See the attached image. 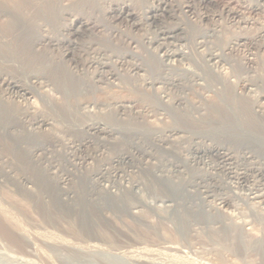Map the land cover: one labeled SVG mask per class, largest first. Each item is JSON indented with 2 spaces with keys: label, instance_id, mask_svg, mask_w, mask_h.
<instances>
[{
  "label": "bare ground",
  "instance_id": "bare-ground-1",
  "mask_svg": "<svg viewBox=\"0 0 264 264\" xmlns=\"http://www.w3.org/2000/svg\"><path fill=\"white\" fill-rule=\"evenodd\" d=\"M131 1L74 0L73 4L66 5L61 0H0V178L11 179L34 198L42 209L52 206L74 212L85 228L91 226L96 218L102 217L104 208L108 206L124 211L136 209L143 202L140 199V187L143 184L149 185L150 193L154 195L151 205L159 201L170 206V217L176 222L178 232L188 233L194 227H201L215 235L221 234L222 238L233 239L223 216L228 209L232 212L237 208V201L250 210L243 225L251 226L264 219V100L260 101L261 95L264 97V91L260 92L256 83L247 77H237L238 80L233 81L221 71V74L215 73L213 65L228 63L234 67L236 75L240 70L254 73L258 62L253 58L246 57L245 62L238 61L233 65L229 56L239 46L246 45L255 50L264 48V26H261L259 35L247 38V41L236 36L217 45V48H209L208 38H212L217 30H201L199 23L207 18L205 12L197 13L198 23L186 16L187 12L197 10L192 4L187 2L177 5L182 19L175 13L174 0H157V4L148 6L146 12L152 13L149 18L155 19L156 15L153 13L161 10L171 18L176 17L179 22L172 28L159 29L157 37L150 41L159 52L152 51L146 57L138 56L142 62L129 65L130 71H134L143 85L149 86V97L157 105L150 106L147 103L137 109L134 103L119 101L114 108L117 109V115L134 113L139 118L144 112L159 110L162 111L160 115L163 112L169 114L173 124L154 128L145 121L146 126L143 123L136 127L122 119L113 118L110 123L91 119L74 125L72 129L81 133L75 139L58 136L53 132L54 127L53 131L42 132L52 125L50 118L43 115L45 112L42 114L36 110V96L41 93L42 88L51 81L68 93L84 89L86 85L80 78L84 68L79 66L83 67L84 64L72 58L70 50L76 42L64 33L70 37L88 31L91 33L98 26L91 19L92 14L95 9L101 8L102 3L107 4V12L114 22H125L137 27L141 23ZM197 2L205 6L213 0ZM259 6L253 7L252 11L260 10ZM85 14L89 15L85 17ZM239 15L231 8L225 10V16L229 19L239 18ZM53 27L57 28L64 39L51 34ZM62 42L66 43V48L61 52L60 63L42 67L43 70L28 69L24 72V65L28 61L35 56L46 57L47 49L59 46ZM205 47L208 51L201 59L203 73L190 68L183 69V77H177L178 83H174L172 77L148 74L152 68L155 71L158 65L162 68L171 67L174 60L195 57ZM64 57L68 58L65 60ZM69 60L73 64L72 68L68 65V69L59 67L62 62ZM88 60V67L92 63H97L102 68L107 64L96 56ZM11 69H20L22 73L15 74ZM139 71L144 74H139ZM160 72L161 69L156 74ZM108 75L114 79L121 76L119 69L109 70ZM100 79V73L90 76L88 87L97 88ZM163 79H169L170 85L182 89H189L193 84H205L218 101L204 116H195L184 97L164 98L166 95L161 93L163 91H158L162 89ZM17 102H21L22 106L16 105ZM84 104L82 103V109L91 113L88 103ZM120 142L123 146L113 155L107 156V150ZM6 149H10L20 162L22 159L29 164L35 174L33 181L40 184V189L48 195L51 194V204L39 192L27 190L25 186L30 177L24 173L17 176L12 167L6 165L2 155L8 152ZM55 153L63 156L64 164L57 160ZM95 161L98 164L92 168V162ZM144 170L147 180L143 182L136 174ZM75 178H78L76 184L73 181ZM113 188L123 190L117 194ZM239 244L237 241L232 245L233 254L246 255ZM259 250L260 247L255 249L257 253ZM262 257L255 264H264ZM100 260L105 264L107 258ZM158 262L155 264H159ZM141 263L145 264L144 261ZM111 264L118 263L113 261Z\"/></svg>",
  "mask_w": 264,
  "mask_h": 264
},
{
  "label": "rangeland",
  "instance_id": "rangeland-1",
  "mask_svg": "<svg viewBox=\"0 0 264 264\" xmlns=\"http://www.w3.org/2000/svg\"><path fill=\"white\" fill-rule=\"evenodd\" d=\"M61 1L66 5L73 4L74 2V0ZM187 2L192 4L197 10L194 12L190 11V13L187 12L186 16L199 23L197 13L204 14L205 12L207 18L199 23L201 30L211 28L217 30L212 38H208L209 43L207 46L209 48H217V45H221L236 36H241L243 41H247V38L259 35L261 26H264V0H213L212 3L205 6L199 5L197 0H174L175 13L179 15V18L183 19V16L177 5ZM130 3L137 17L140 19L139 22L141 24L137 27L125 22H114L110 17L111 14L107 12V4L102 3L101 8L95 9L92 14L93 17L91 19H94L98 26L91 33L88 31L84 34L70 37L65 31V33L62 31L66 37L76 42L74 48H70V50L73 53L72 58L84 64L83 67L79 66L80 68H84L83 73H79L80 78H82L81 81H85L86 85H84V89L68 93L64 92L54 81L55 84L50 81L47 86L42 88L41 93L36 96V110L42 114L45 112L43 115L47 116V118L49 117L52 124L46 128L47 130H41L42 132L53 131L55 128L53 132L58 134V136H69L75 139L81 133L75 132L72 129L74 125L91 119H101L107 123L113 122V118L122 119L133 123V126L136 127H139L143 123L146 126L145 121L152 127L154 126V128H162V126L173 124L170 115L164 112V114L160 115L159 113L162 111L159 110L144 112L139 118L134 113L117 115V109L114 108L119 101L134 103L137 109L138 106H144L147 103L150 106L151 104L153 106L157 105L149 97L151 91L149 86L143 85V82L138 79L139 77L134 75V71H130L129 65L133 62L141 63L142 61L137 58L138 56L146 57L152 51L159 52L150 41L157 37L159 29L172 28L179 22L176 17L171 18L161 10L153 13L156 15L155 19L149 18L152 13L146 12L148 6L150 4H157V0H132ZM257 6L261 7L260 10L252 11L253 7ZM227 8L237 11L240 14L239 18L229 19L226 17L225 10ZM87 15L89 14H85L84 16L86 17ZM56 29V27L51 28V34L58 36L57 38L64 39ZM258 42L261 43V40ZM65 48V42L60 43L59 46L50 47L46 50V57L35 56L31 61H28L24 65V72L28 71V69L38 71V68L43 70V68L52 66L53 64L57 65L62 58L61 52ZM201 51H198L195 57L189 56L186 59L174 60L171 67L162 68L156 62L157 68H155V71L153 68L150 69L151 73L148 72V74L164 76L165 78L172 77L175 80L174 83H178V79L183 77V69L190 68L203 73L201 71V65H203L201 59L208 49L205 47ZM95 56L98 60H105L107 62L106 66L102 68L97 63H92L88 67V59H92ZM246 57L253 58L255 62H258V65H255L254 73L240 70L236 75L234 67L224 62H220L217 66L213 65V70L215 69V73H220L221 71L222 74L230 77V80L233 79V81H237V77H247L256 83L260 92L264 91V48L261 47V49L255 50L254 48H248L246 45L239 46L231 53L229 59L234 65L238 61L245 62L247 60ZM67 58L64 57L65 60ZM67 65L70 68L73 66L69 60L62 62L59 67L68 69ZM113 69H119L121 76L118 79H114L108 75L109 70L111 72ZM160 69L161 72L156 74ZM11 70L15 74L22 73L20 69ZM97 73L101 74L100 82L96 86L97 88L93 86L89 88L87 84L89 77ZM138 73L144 74L142 71ZM163 81L164 83L161 84L162 89L158 91H163L161 93L166 95L164 98L184 97L188 103L187 106L191 108L195 116H204L211 109L212 105L218 101L215 94L205 84L203 86L193 84L189 86V89H182L179 86L174 87L170 85L169 79H163ZM166 87L169 88L167 89ZM236 92L239 93V90L236 89ZM262 100H264L263 95L260 97V101ZM82 103L89 105L88 108H91L92 112L88 113L83 110ZM12 105L22 106V103L17 102L16 105ZM79 105L80 107H78ZM104 115L105 117H103ZM120 144L115 145L116 147L113 146V149L107 150V156L113 155L118 148L123 146V144ZM0 148H2L1 144ZM6 150L8 152L2 154L6 165L9 164L17 176L24 173L30 177L29 183L25 186L27 190L39 192L43 199L51 204V194L48 195L46 191L40 189V184L33 181L35 174L33 169L29 167V164H26L27 162L22 159L20 162L19 158L10 149ZM55 154L57 160L61 164H64L63 156L60 153ZM97 164L98 162L96 161L92 162V168ZM137 174L136 176H139L143 182L147 180L145 170ZM78 178L73 179L74 184L78 183ZM146 186L143 184L139 189V193L142 194L140 199L143 202L142 204L139 203L136 209L124 211L108 206L104 208L102 217L96 218L91 226L85 228L83 224H80L81 222H79L74 212H68V210L52 206L49 209H42L35 202L34 198L21 190L11 179L0 178V264H104L100 260L101 258H107L105 264H111L113 261H116L118 264H142L141 262L143 261L145 264H155L158 261L159 264H255L258 258L261 256L264 258V219L260 220L261 223L255 222L251 226L243 225V220L248 217L250 210L239 203L240 201H237L236 209H233L232 212L230 211L231 209H228L230 213L227 210V213L225 212L223 216L233 239L222 238L221 234L215 235V233L205 231L201 227H194V230L188 233H181L177 230L176 222L170 217V206H166L159 201L151 205L154 195L150 193V186ZM122 190L113 188L114 193L117 194H120ZM241 206L244 207L240 208ZM238 234L239 236H237ZM237 241L240 243V247L243 248L242 250L246 252V255L237 253V256L233 254L234 248L232 245L236 244ZM257 247H260L258 253L255 251ZM171 259L172 261H170Z\"/></svg>",
  "mask_w": 264,
  "mask_h": 264
}]
</instances>
